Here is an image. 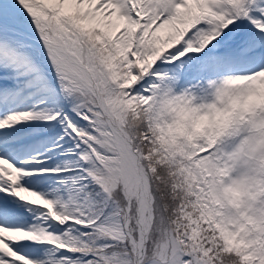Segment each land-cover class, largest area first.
<instances>
[{
	"label": "snow or ice",
	"instance_id": "1",
	"mask_svg": "<svg viewBox=\"0 0 264 264\" xmlns=\"http://www.w3.org/2000/svg\"><path fill=\"white\" fill-rule=\"evenodd\" d=\"M0 264H264V0H0Z\"/></svg>",
	"mask_w": 264,
	"mask_h": 264
}]
</instances>
